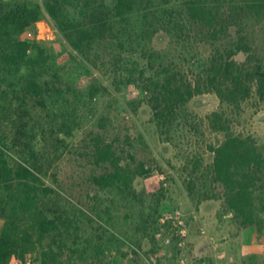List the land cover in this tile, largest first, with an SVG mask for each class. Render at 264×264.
Masks as SVG:
<instances>
[{
  "label": "rangeland",
  "instance_id": "obj_1",
  "mask_svg": "<svg viewBox=\"0 0 264 264\" xmlns=\"http://www.w3.org/2000/svg\"><path fill=\"white\" fill-rule=\"evenodd\" d=\"M29 1L42 7V18L17 36L32 44L30 57L40 64L17 70L1 62L6 83L0 108L7 129L19 111L29 110L36 146L53 158L71 198L72 185L88 176L97 135L114 142L124 165L137 169L144 164L147 170L135 177L131 190L91 186L80 218L81 245L90 260L102 246L110 264H182V258L184 264H217L218 259L222 264H264V211L261 230L242 227L215 181L211 146L225 134L208 117L221 110L218 96L204 92L193 97L169 130L161 127L148 102L147 85L160 71L169 67L192 78L214 51L181 0H154L158 26L172 27L154 35L142 9L116 17L114 0H70L59 19L48 13L45 0ZM102 3L110 18V38L95 37L84 50L75 49L61 31V21H87ZM248 27L264 55V17L253 18ZM30 76L43 88L45 108L27 92ZM228 112L233 130L256 137L264 151V106L251 99L239 111ZM259 196L264 201V187ZM2 224L0 220V229ZM39 257L28 254V264H39Z\"/></svg>",
  "mask_w": 264,
  "mask_h": 264
},
{
  "label": "trees",
  "instance_id": "obj_2",
  "mask_svg": "<svg viewBox=\"0 0 264 264\" xmlns=\"http://www.w3.org/2000/svg\"><path fill=\"white\" fill-rule=\"evenodd\" d=\"M68 1L45 0V6L59 19ZM181 4L214 51L192 78L169 67L165 73L157 72L147 85L148 102L161 127L169 130L179 110L193 97L204 92L218 96L221 110L208 117L210 125L225 134L220 144L211 146L215 181L240 225L261 230L264 151L256 137L233 130L228 109L237 112L251 99L264 106V55L254 45L248 27L253 18L264 17V0H181ZM154 5V0H114L113 11L116 17H126L142 9L150 35L172 30L170 23L158 26L161 19ZM42 15V7L29 0H0V89L6 83L1 62L17 70L25 64L34 68L40 64L38 58L30 57L32 44L17 35L32 28ZM107 15L102 3L87 15V21L63 20L60 29L82 51L95 37L110 38ZM40 56H44L43 49ZM26 89L37 106H47L35 77H28ZM1 112L0 108V264H28L27 255L36 253L39 264H110L103 256L104 247L99 246L90 260L88 249L81 245V215L92 187L131 190L135 177L147 172L144 164L137 169L124 165L114 142L97 135L88 176L72 185L71 198L69 183L53 167V158L36 146L35 127L27 120L29 110L19 111L9 130Z\"/></svg>",
  "mask_w": 264,
  "mask_h": 264
},
{
  "label": "built area",
  "instance_id": "obj_3",
  "mask_svg": "<svg viewBox=\"0 0 264 264\" xmlns=\"http://www.w3.org/2000/svg\"><path fill=\"white\" fill-rule=\"evenodd\" d=\"M29 35H32V31L29 32ZM182 232H183V234H184V233H185V229H184ZM221 258H222V257H221ZM184 260H185V259L182 258V264L185 263ZM217 264H222L221 262H219V259H218V261H217Z\"/></svg>",
  "mask_w": 264,
  "mask_h": 264
}]
</instances>
